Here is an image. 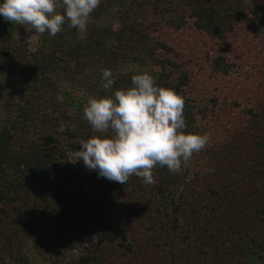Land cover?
Returning <instances> with one entry per match:
<instances>
[{"label":"trees","instance_id":"1","mask_svg":"<svg viewBox=\"0 0 264 264\" xmlns=\"http://www.w3.org/2000/svg\"><path fill=\"white\" fill-rule=\"evenodd\" d=\"M227 2L101 0L94 20L115 11L119 29L93 27L79 40L65 25L45 32L35 52L3 34L16 24L0 16L1 57L23 89L0 126V264L27 262V243L62 264L89 237L97 248L75 264H111L145 234L165 264H264V0L232 11ZM130 63L156 68L157 86L184 98V131L209 137L197 170L156 165L155 183L133 175L120 184L70 161L77 142L98 133L66 115L73 104L58 98V77L67 75L71 91L87 79L91 97H101L132 86L134 73L119 72ZM88 68L95 75L84 79ZM102 69L113 73L111 89Z\"/></svg>","mask_w":264,"mask_h":264},{"label":"clouds","instance_id":"2","mask_svg":"<svg viewBox=\"0 0 264 264\" xmlns=\"http://www.w3.org/2000/svg\"><path fill=\"white\" fill-rule=\"evenodd\" d=\"M100 2L0 0V16L24 25L26 31L55 36L65 25L84 31ZM101 79L105 90L115 82L110 69L101 70ZM131 85L111 95L89 97L83 118L98 135L79 140L80 150L74 154L76 161L95 170L98 178L126 184L135 175L151 185L156 165L179 172L193 153L206 146L209 137L184 131V98L175 89L157 86L148 72L133 74Z\"/></svg>","mask_w":264,"mask_h":264},{"label":"rangeland","instance_id":"3","mask_svg":"<svg viewBox=\"0 0 264 264\" xmlns=\"http://www.w3.org/2000/svg\"><path fill=\"white\" fill-rule=\"evenodd\" d=\"M254 4V0H228L227 4L224 6V10L232 11L233 9L238 8H253ZM260 12L261 11H259V13ZM114 14L115 11H112L110 14L107 15L106 19H103L101 21H95L92 14H90L89 19L87 21L86 29L84 31H78L77 33L78 39L82 40L85 37L86 31L93 27L107 28L112 26L114 29H119V22L116 19V16H114ZM147 16L148 18H150V20L156 19V16H154L152 13H147ZM3 32L4 35H7L9 37L11 36L15 39H23L25 42H27L28 50H30L31 52H35L37 49H39V47H41L44 41L45 34L34 33V30L26 31L25 26L20 24H16V28H14L11 35L8 34V31ZM257 44L259 46V49L264 52V30L260 32ZM16 71L18 70H16L12 64H9L7 61L2 60L0 53V126H3L5 122L9 121L14 117V115H16V109L12 105L18 100V97L23 91V89L20 88L19 85H17V81L15 80L16 78H18V73ZM94 71V68H88L86 74H82V76L84 77V79H86V75H95ZM155 71L156 68L150 65L141 66L135 63L125 64L119 68L120 75L128 73L137 74L140 72H148L149 74H153V72ZM67 78V75H61L58 77V98L61 100L62 103H64L66 94H69L68 98L69 101H71V104H73V107H69L66 105L68 108L65 111L66 115L70 116V118L72 119H76L77 117H83V109L86 106L89 97H91V94L88 92V90L92 89L90 88V81H87L86 79L84 82H80L81 90L71 91L72 86L70 85V83H68ZM9 102H11L10 104H12L10 107L7 105ZM79 102H81L82 104V108H80L82 112L77 111ZM205 149L206 147L199 152L193 153L188 165L186 167L182 165V169H192L193 171L195 169L197 170L199 168V165L205 160ZM68 157L73 163L80 162V160L76 161L74 151L69 152ZM206 168L207 170H212L209 167ZM127 189L128 188H125V190L123 191L124 196H127V194L131 192V190ZM122 208L125 209V204H123ZM142 238L144 239L140 240V243L138 245L137 243L132 241V247L134 251L133 253H129L128 251H126V257H114V255H111L109 258L111 264H135V262L138 264H165L166 259L154 253V246L152 245V243H150L152 239H150L149 236L147 237L146 234ZM96 243L97 241L94 237L87 238L84 242V246L74 252L67 253L65 260L62 262V264H75V261L81 258L85 253H87L89 249H96ZM27 244L28 245L24 253L28 258L27 262L25 261L21 263L20 261L13 262L9 260L8 262L11 264H15L17 262L19 264H57V262L53 261V259L51 258H44L40 254L39 250L34 247L33 243Z\"/></svg>","mask_w":264,"mask_h":264}]
</instances>
